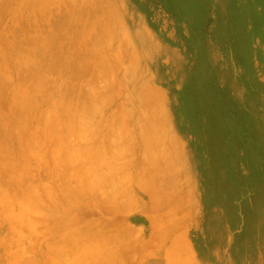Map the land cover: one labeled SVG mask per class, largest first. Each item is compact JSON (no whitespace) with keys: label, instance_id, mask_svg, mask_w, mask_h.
Wrapping results in <instances>:
<instances>
[{"label":"rangeland","instance_id":"rangeland-1","mask_svg":"<svg viewBox=\"0 0 264 264\" xmlns=\"http://www.w3.org/2000/svg\"><path fill=\"white\" fill-rule=\"evenodd\" d=\"M0 264H264V0H0Z\"/></svg>","mask_w":264,"mask_h":264}]
</instances>
